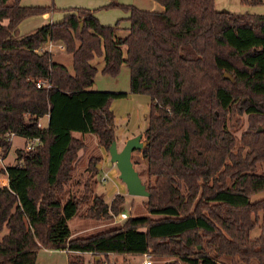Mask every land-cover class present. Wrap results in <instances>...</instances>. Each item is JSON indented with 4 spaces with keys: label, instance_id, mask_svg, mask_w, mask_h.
Returning a JSON list of instances; mask_svg holds the SVG:
<instances>
[{
    "label": "trees",
    "instance_id": "1",
    "mask_svg": "<svg viewBox=\"0 0 264 264\" xmlns=\"http://www.w3.org/2000/svg\"><path fill=\"white\" fill-rule=\"evenodd\" d=\"M150 10L117 0L104 6L129 13L126 36L103 24L88 7L64 9L62 19L20 34L25 18L55 9L0 0V152H8L10 133L39 138L32 149H17V162L2 168L0 183V264H36L41 248L68 250V264L110 263V256L150 253L161 264H226L199 249L205 238L218 256L241 255L264 264V14L220 11L215 0H156ZM256 4L261 0H244ZM7 20V23H4ZM54 41L72 55L73 72L38 49ZM126 46L124 52L123 46ZM102 72L116 76L126 63L130 91L151 99L144 146L153 182L146 184L149 215H130L122 224L74 237L69 220L87 203L89 218H112L125 197L110 202L66 186L78 152L86 147L74 131L96 134L109 150L117 139L115 99L127 92L92 86ZM42 81L50 87L38 86ZM247 114L238 138L228 115ZM49 116L47 127L38 121ZM95 166L98 171L97 164ZM156 215V216H153Z\"/></svg>",
    "mask_w": 264,
    "mask_h": 264
},
{
    "label": "rangeland",
    "instance_id": "2",
    "mask_svg": "<svg viewBox=\"0 0 264 264\" xmlns=\"http://www.w3.org/2000/svg\"><path fill=\"white\" fill-rule=\"evenodd\" d=\"M120 3L129 4L140 3L141 5H147L145 0H117ZM21 3L24 5H45L53 6L55 9L49 11L52 15L53 21L62 18V12L64 9L72 7H84L88 5H97L99 10L104 12V21L114 24L119 15L125 10L121 7H110L105 8L100 7V0H21ZM158 4H160L158 2ZM156 6V5H155ZM215 6L220 11H229V12H238V13H259L264 14V0L256 4L247 3L244 0H215ZM141 7V6H140ZM142 7H151V6H142ZM158 10L161 6L157 5ZM126 12V11H125ZM31 31V30H30ZM123 48L126 49L124 45ZM54 61H60L63 64L67 65L71 72H73V58L66 50L55 47L53 51ZM97 67H100L97 61L94 62ZM129 67L126 63L122 65L121 71L116 76H111L104 74L99 70L96 76V87H101V90H110V88L119 87L127 88L130 86L129 80ZM134 97L136 99H130L126 97L118 98L114 100V111L116 115L117 123V135L122 136L126 135L130 130H140L146 132L149 122V113H150V97L148 95L140 94ZM228 123L231 131L238 138L241 136L242 132L247 129L249 125L248 115H240L238 113L228 115ZM95 138L96 134L90 133ZM90 134H87L88 136ZM86 136V142L88 148L85 147L82 151V155L77 157L74 168L72 170V179L66 186L69 194L80 195L85 190V184L87 181L90 182V188L93 191L91 194L102 195L103 198L110 202L114 199L117 194H122L125 197V201L120 206V213L126 212L129 215L141 216L149 215L147 209V197L140 195H130L128 194L127 187L124 182L120 179V172L116 165L108 164L106 166V171H99L98 176L96 175L95 166L90 164L86 166L87 159L91 156L92 162H100L103 159L102 154H99V151L96 147H92L93 144L96 146L93 139ZM91 139V140H90ZM118 141V140H117ZM29 144L26 137L20 134H15L12 138L11 146L8 152L4 155L0 152V159H4V164L6 166L13 165L17 162V149L26 148ZM125 142H118V148L121 150ZM108 160H110L109 150L106 149ZM3 156V157H2ZM79 156V155H78ZM90 159V160H91ZM132 160L134 162L135 168L139 171L141 178L144 183L153 182L154 178L148 176L146 166L147 160L143 157L142 153L138 150H135L132 154ZM1 163V162H0ZM2 164V163H1ZM2 171V168H0ZM257 172L264 173V162L258 163ZM1 174H3L1 172ZM105 176V177H104ZM1 177V176H0ZM3 178V176H2ZM102 178H104L102 180ZM107 196V199L105 197ZM252 200H258L264 198V191L255 193L251 196ZM87 203H83L78 214L69 220V226L72 231V236L74 237H85L98 232H102L113 227L120 226L124 219H120L119 215H114L112 218H89L87 216ZM156 216V215H153ZM264 224V214L261 213L259 217V224L251 230V238H255L262 232V225ZM8 229H5L1 232L0 236L5 234ZM199 249L206 251L210 256L215 258L218 261H221L226 264H258L257 259L251 260V262L246 261L241 255H220L218 256L213 245H211L207 238L204 239L203 244L199 245ZM115 256V254H112ZM68 253L64 250L56 249H47L41 248L37 255L36 264H68ZM110 264H141L142 258L139 256H127L125 259L123 256H119L115 259L112 257ZM166 258H154L155 264H161ZM182 264H187L182 262Z\"/></svg>",
    "mask_w": 264,
    "mask_h": 264
},
{
    "label": "crops",
    "instance_id": "3",
    "mask_svg": "<svg viewBox=\"0 0 264 264\" xmlns=\"http://www.w3.org/2000/svg\"><path fill=\"white\" fill-rule=\"evenodd\" d=\"M145 1L147 3H149V4H147V5H141L140 3H137L136 2L135 5L137 7H140L141 6L140 8L150 9V10H158V9H156V8H158L157 5H160L161 6L160 7L161 8L160 10H163L164 9V6L161 3L158 4V1H156V0H145ZM110 2H111V0H100L99 6L100 7L106 6ZM129 4H132V3H129ZM142 6H151V7L148 8V7H142ZM76 7H78V6H76ZM80 7H82V6H80ZM84 7H88V8H91V9L95 10V15L99 18V20H100L101 23L108 24V25H111L112 24V23H109L108 21H104V18H103V16H104L103 13L104 12H102L103 10L102 11L99 10L98 7H97V5H88V6H84ZM64 14H65V12L63 11L62 12V17L64 16ZM128 17H129V13L128 12H125V11L119 15V17H118V19L116 21V22H118V28L116 30V34L118 36H121L122 37V36H126L128 34L129 27H130V21H129ZM60 19H62V18H60ZM60 19H58V20H60ZM58 20H54V21H58ZM54 21H53L52 15H50V12H46V13L39 14V15H32V16H29V17L25 18L23 21L20 22V24H19V32H20V34H26V33L30 32V30L32 31V30L40 27L43 24H46V23H49V22H54ZM4 23H7V20H5ZM125 50L126 49L124 48V52H125ZM103 59H104L103 57H97V58H95L93 60V64H94L95 61H97L100 64L99 65L100 67H98V72H99V70H102V68L104 66V60ZM58 62H60V61H58ZM98 72H97V74H98ZM97 74H96V76H97ZM96 76H95V81H94V84L92 86V89L101 90V89H99L101 87H96ZM129 80H130V72H129ZM110 90L127 92V95L125 96L126 99L127 98L136 99L134 97H137L136 95H140V94H133V93H131L130 86L127 87V88L114 87V88H110ZM115 100H118V99H115ZM113 104H114V101L112 102V105H111V108L114 111ZM149 104L151 105V99H150V103ZM40 121H41L43 127H47L48 126V123H49V116L48 115H45L44 117L40 118ZM147 123L149 124L148 121H147ZM87 134H90V133H81V132H78V131H74L73 132V135L74 136H76V137H78L80 139H83L85 141L86 147L88 148V145H87V142H86V139H85L86 136H88ZM138 134H143V139L142 140L145 139L144 132H142L140 130H130V131L127 132L126 135H122V136L117 135V140H118L117 142H126V140L128 138L133 137V136L138 135ZM89 136L88 137L91 138V139H93V141L96 144V146L93 144L92 147H96L98 149V151H99V154H102V157H103V159H101V161L97 164L98 172L100 171L102 173V171L105 170V173H107L106 166L108 164H110V160H108L106 148L103 145L99 144V141H98V138L97 137L95 138L94 136H92V134H90ZM83 150L84 149L79 150V152H78V155L79 156L78 157H80L82 155V151ZM90 159H91V156H89V158L87 159L86 166L89 165ZM0 162L2 163V164L0 163V168H5L6 165L4 164V159L3 158L0 159ZM98 172L96 173L97 176H98ZM0 176H1L0 177V181L1 180H4V179H7L6 174H1L0 173ZM2 176H3V178H2ZM103 179L104 178H102V180ZM105 197L107 199V196L106 195H105ZM119 256H123V255H115V256H112V257H115V259H116ZM123 257L125 259L127 256H123ZM88 258H90V256L88 254H86V259H88Z\"/></svg>",
    "mask_w": 264,
    "mask_h": 264
},
{
    "label": "water",
    "instance_id": "4",
    "mask_svg": "<svg viewBox=\"0 0 264 264\" xmlns=\"http://www.w3.org/2000/svg\"><path fill=\"white\" fill-rule=\"evenodd\" d=\"M142 139L143 134L128 138L121 150H119L117 139H115L109 147L110 164L117 166L120 179L126 185L128 194L149 197L150 193L146 184L132 160L133 152L142 149L144 146V140Z\"/></svg>",
    "mask_w": 264,
    "mask_h": 264
},
{
    "label": "built area",
    "instance_id": "5",
    "mask_svg": "<svg viewBox=\"0 0 264 264\" xmlns=\"http://www.w3.org/2000/svg\"><path fill=\"white\" fill-rule=\"evenodd\" d=\"M55 47H58L60 49H65V46L62 43L54 42V41H48L47 43H45L44 45H42L38 50L39 51L49 50V51L53 52L54 49H55ZM37 85L39 87L42 86V85L43 86H46L47 88L50 87V84L44 83L42 81H39L37 83ZM38 125L40 127H43L40 119L38 121ZM14 135H15L14 133H10L9 134V138L12 139ZM27 140H28L29 144L26 146V149H32L38 143H40V139L37 138V137L36 138H27ZM0 183L2 185L8 184V178L7 179H4V180H1ZM129 216L130 215L128 213H126V212H121L120 215H119L120 219H124V220L127 219ZM65 251L67 252L68 250H65ZM86 254H88L90 256V258L86 259L85 264H94L95 254L93 252H87ZM86 254H85V256H86ZM103 264H110V263H108L107 261H104ZM141 264H155L152 255L150 253H145L142 256Z\"/></svg>",
    "mask_w": 264,
    "mask_h": 264
}]
</instances>
